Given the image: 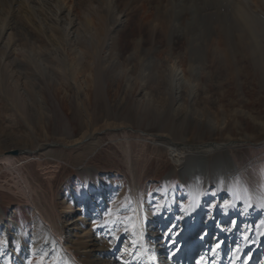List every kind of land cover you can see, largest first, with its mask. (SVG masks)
Wrapping results in <instances>:
<instances>
[{"label": "rangeland", "instance_id": "rangeland-1", "mask_svg": "<svg viewBox=\"0 0 264 264\" xmlns=\"http://www.w3.org/2000/svg\"><path fill=\"white\" fill-rule=\"evenodd\" d=\"M0 1L5 6V0ZM87 1L75 0L80 13ZM197 2L185 11L188 23L207 19ZM152 7L149 11L153 15ZM135 11H129V16L133 18L138 13ZM3 17L0 13V19ZM121 17L113 28L117 36L123 30L121 21L125 17ZM164 37L163 42H140L129 36L126 43L131 44L126 54L115 46L114 57L105 62L104 73L100 74L104 87L98 92L95 86L87 89L85 84L86 78L95 81L98 75L92 58L87 59L92 73H78L74 81L56 61L50 63L57 69L55 73L28 74L24 105L19 107L11 106L9 99L15 91L4 78L0 82V155L8 150L40 148L35 157L15 155L16 165L36 187L42 214L60 227L62 246L76 250L86 264L108 262L110 257L111 264H122L120 260L125 257L132 258L131 264H146L141 248L145 238L158 264L166 252H176L175 246L180 247L175 242L164 252L167 243L162 240L166 236H180L183 244L187 240L197 247L201 243L203 249L221 240L213 230L220 226L235 232L232 239L227 238L229 249L223 244L219 250H227L222 255L240 254V263H246L255 253L264 259V59L260 50L249 56L247 51L227 43H205L199 37L188 41L187 36H180V40L168 44ZM197 42L200 58L190 61L188 55ZM42 44L50 47L48 42ZM171 46L180 51L183 58L179 66L190 83H173L166 74L168 70L164 73L162 66L169 69L172 64L170 58L163 64ZM108 52L107 57H111ZM138 52L144 60L133 57ZM76 89H81L85 109L73 101ZM39 94L46 102L43 107L27 102ZM84 130L95 132L93 140L101 143L87 159V153L97 146L89 147L87 142L82 143L84 147L63 146L80 139ZM146 132L165 135L172 144H184L193 155L207 154L177 165L169 150L162 144L155 145L154 135L147 136ZM68 134L72 137H66ZM44 143L49 146L42 148ZM125 148L129 149L127 153ZM57 153L61 157L55 159ZM217 156L222 159L217 161ZM0 163V264H75L57 248L58 241L38 211L17 193L12 184L15 167L10 168L3 160ZM229 164L243 167L230 179L215 178L216 169L209 168L222 166L227 171ZM96 206L100 209L94 210ZM85 232L90 234L87 239ZM198 250L186 254L184 263L194 264L191 254H198ZM195 260L200 263V259ZM173 262L169 258L168 263Z\"/></svg>", "mask_w": 264, "mask_h": 264}, {"label": "bare ground", "instance_id": "bare-ground-1", "mask_svg": "<svg viewBox=\"0 0 264 264\" xmlns=\"http://www.w3.org/2000/svg\"><path fill=\"white\" fill-rule=\"evenodd\" d=\"M152 1L153 0H88L84 4V10L81 13L77 10L78 3H76L75 0H5L6 7L3 2L0 1V13L4 15V17L0 19V82H2L4 78H7L11 83L12 90L15 91L13 97L9 99L11 106L19 107L24 105V86L26 84L27 75L41 76L43 72L55 73L57 69L50 66V63L54 61L58 62L63 67L64 71L68 73V78L74 81L77 80L76 76L78 73H92L90 70L91 63L87 59H95L96 74L98 75L95 81H93L91 77L86 78L85 84L87 89H90L93 85L97 92L102 90L104 87V79L100 74L104 73V68L106 66L105 62L114 57L115 46H120L124 54L128 53L131 43L127 44L126 40L129 36L132 39L140 40V42H163L161 37L164 34L168 44H174L177 40H180V36H187L189 38L188 41H195L199 37V41L202 40L205 43L211 40L221 44H231L233 47H237L242 51H247V55L249 56L252 51L259 49L260 58L261 60L264 59V0H198L197 6L200 3L202 7L201 11L204 12L207 19L201 22L197 21L198 19L196 21L194 19L192 23L186 21L188 13L187 16L185 14L191 9L192 5L196 6V3H194L195 0H156L153 2V4L155 3L153 7L151 5ZM129 3L130 8L128 7ZM121 5H124L130 12L136 10L138 13L134 14L135 16L132 18V16H129L130 12L123 11ZM150 6L153 8V15L150 14ZM122 15L125 17L123 21H121L123 30L117 36L116 33L114 34L113 28L116 27L117 19L121 20ZM133 23L136 24L135 27ZM131 24L133 28H131ZM214 31L216 34H214ZM126 32L131 35H125ZM143 32L146 34V37L148 34L149 38H145ZM124 35L127 37L126 40H124ZM184 41L186 40L184 39ZM43 42H48L50 47L47 48L43 46ZM198 42L192 45L191 53L188 55L190 61L196 57L200 58L197 46ZM241 42H245L246 45H236ZM107 49L111 57H107ZM142 52H145V50L143 49ZM117 56L120 58V54ZM133 57L135 59L139 58L140 60H144L140 52L137 54L135 53ZM161 58L162 57L159 58V63L161 62ZM168 58H170L172 64L169 69L162 66L164 68V73L168 70L166 74L169 78H172L173 83H190L183 69L179 66V62L183 58L180 55V51H175L174 47L171 46V50H168L164 57V65ZM75 84L76 82L74 85ZM36 88H38V85L33 87L32 90L35 91ZM80 90L81 89H76L77 95H75L73 101L75 104H78L76 106L85 109V103L79 95ZM29 101H31L34 106L38 107H43V104L46 103L44 96L41 94L27 99V102ZM108 128L111 129L110 127ZM114 131H116V128ZM82 134L80 139L71 140V144L63 146L73 148L75 146L78 148V146L80 147L82 143L85 142L88 143L87 145H89V147L97 146L91 149V152L87 153L85 157L87 159L99 149V144L101 143H97V138L95 139L96 142L93 140L94 137L97 136L95 132L93 133L86 130ZM149 135H154L153 138H155L152 140L155 145L162 144L163 147L169 150L170 158L174 163L176 162L177 165L186 161L188 162L195 156L201 158L205 157L207 154V152H204L195 153L193 155L192 150L188 146L178 143L172 144V140H168V138L165 139V135L148 133L147 136ZM66 137L70 138L72 136L68 134ZM156 141H158V143H156ZM127 144L125 143L124 145L128 146ZM229 144H223L221 146L225 147ZM41 146L45 148V146H49V144L45 145L44 143ZM39 149L31 150L32 152H28V154L35 157ZM128 151L126 150V153ZM45 155L48 156L47 154ZM57 157H61V155L57 153L54 158L56 159ZM221 157L222 156H217V161H220L222 159ZM16 158L18 157L12 154L11 150L0 155V161H6L10 168L15 167L14 174L16 179L12 184L15 185V189L18 191L17 193L20 192L26 199V202L38 211L40 218L46 222L49 233L54 235V240L58 241L59 245H57V248L66 253L67 256H70L75 264H86L84 260L80 261L79 253L76 252V250H71L68 247L64 248L62 246L64 242L62 241L63 237L60 227L51 218L42 214L41 206L37 199L39 197L36 195V187H33L31 184L32 181L30 182L28 178L22 175L23 171L21 172L20 170L22 168L19 169L18 165H16ZM19 166H21V163ZM209 168L212 171L216 169L215 178L224 180V178L228 179L238 174L239 170L243 167L240 169L234 168L229 164L227 171L222 170L221 168H224L222 166L221 168H214L213 166ZM223 171L225 172L224 175L221 174ZM2 185H0V187ZM10 188L8 189L11 190ZM11 191L13 193V187ZM99 209L100 206L99 208L97 206L94 208V210ZM220 231H223L227 237H232L235 233L234 229H229V227L226 229L225 227H221L217 232ZM89 236L86 235L85 232L84 239H87ZM162 241L167 243L164 247V252L168 251L167 248L172 247L175 242L179 243V246L183 244V238L177 235L166 236ZM173 250L168 251V253H171ZM260 251L259 249L258 253ZM215 252H217V250ZM147 255L149 256V252L145 248L143 254L144 260ZM178 255L179 253L175 256L173 261ZM239 255L237 256V254H235L236 257H233L232 264H242L239 262L240 260H238ZM85 256L89 257L90 251L86 252ZM152 257L154 260L155 255ZM131 259V257H125L121 259L120 262L122 264H131ZM138 259L140 258L138 257ZM106 261H101L100 264H111V257L108 262ZM152 264L157 263L152 261ZM213 264H216V261Z\"/></svg>", "mask_w": 264, "mask_h": 264}, {"label": "water", "instance_id": "water-1", "mask_svg": "<svg viewBox=\"0 0 264 264\" xmlns=\"http://www.w3.org/2000/svg\"><path fill=\"white\" fill-rule=\"evenodd\" d=\"M28 152H32V151L29 150V149H28V150H27V149H23V150H19V149L17 150V149H16V150H14V151H11V153L14 154V155H19V154H21V153H28Z\"/></svg>", "mask_w": 264, "mask_h": 264}, {"label": "snow or ice", "instance_id": "snow-or-ice-1", "mask_svg": "<svg viewBox=\"0 0 264 264\" xmlns=\"http://www.w3.org/2000/svg\"><path fill=\"white\" fill-rule=\"evenodd\" d=\"M217 247H219V245H217ZM30 264H31V262H30Z\"/></svg>", "mask_w": 264, "mask_h": 264}]
</instances>
